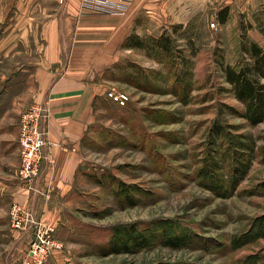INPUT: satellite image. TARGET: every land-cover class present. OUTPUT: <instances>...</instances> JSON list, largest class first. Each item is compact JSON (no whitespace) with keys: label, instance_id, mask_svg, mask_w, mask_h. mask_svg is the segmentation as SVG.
<instances>
[{"label":"rangeland","instance_id":"obj_1","mask_svg":"<svg viewBox=\"0 0 264 264\" xmlns=\"http://www.w3.org/2000/svg\"><path fill=\"white\" fill-rule=\"evenodd\" d=\"M219 5L186 29L157 31L168 52L147 39L148 48L127 47L107 73V84L129 100L124 106L106 95L98 100L92 158L84 166L91 185L69 225L54 232L65 240L57 239L63 247L48 261L71 248L75 264H264L262 157L229 194L216 193L197 173L214 146L213 123L264 134V121L249 125L227 108L241 111L243 104L221 66L251 60L241 43L264 44V3L240 12L232 2L224 22ZM17 234L9 221L0 224V264H22L30 237L16 240ZM16 245L24 246L20 257Z\"/></svg>","mask_w":264,"mask_h":264},{"label":"crops","instance_id":"obj_2","mask_svg":"<svg viewBox=\"0 0 264 264\" xmlns=\"http://www.w3.org/2000/svg\"><path fill=\"white\" fill-rule=\"evenodd\" d=\"M80 1L0 0L1 225H8L13 202L33 208L55 232L69 225L91 185L84 166L92 158L97 103L110 87L107 73L130 49L123 45L130 34L156 36L164 25L186 29L211 5L220 8L234 2L242 12L264 3L131 0L121 14L81 8ZM33 102L49 107L45 124L53 146L50 159L41 163L34 189L28 191L17 177L18 131L20 114ZM56 237L65 240L59 232ZM19 245L14 252L20 257L24 246ZM72 250L53 252L47 264H75Z\"/></svg>","mask_w":264,"mask_h":264},{"label":"trees","instance_id":"obj_3","mask_svg":"<svg viewBox=\"0 0 264 264\" xmlns=\"http://www.w3.org/2000/svg\"><path fill=\"white\" fill-rule=\"evenodd\" d=\"M228 10V6H225L218 11V21L226 20ZM173 27L181 28L179 25ZM147 39H151L156 46L168 52L169 47L166 44L168 40H164L163 34L148 35L143 38L130 34L123 45L148 48ZM241 45L242 50L249 54L251 60H243L234 66L223 64L221 61L225 81L231 85L230 90L235 98L243 104L241 111L230 105H227V108L231 113L239 115L246 123L254 126L264 121V44L250 41L249 44L244 42ZM178 83L189 88L187 82L178 81ZM231 127L235 130L239 129V125H231ZM210 138L213 139L214 146L211 147L209 158L198 169V176L216 193L229 194L247 175L249 166L257 155L264 160V134L255 137L247 132L233 133L222 123H213L210 128ZM257 138H261L262 142L257 143ZM225 173L228 174L224 179ZM128 191L129 189L126 188V193ZM165 242L174 244L171 239Z\"/></svg>","mask_w":264,"mask_h":264},{"label":"built area","instance_id":"obj_4","mask_svg":"<svg viewBox=\"0 0 264 264\" xmlns=\"http://www.w3.org/2000/svg\"><path fill=\"white\" fill-rule=\"evenodd\" d=\"M63 3L65 0H58ZM131 0H81V8L105 12L124 13ZM213 21L212 25H216ZM118 106H124L129 95L109 87L105 93ZM50 115L46 103L33 102L20 115L18 131L19 164L17 177L26 190L34 189L33 182L40 173L41 163L50 159L53 143L49 138L46 121ZM9 223L16 233L27 235L30 241L22 253V264H46L54 249H61L63 244L54 236L55 229L45 224L30 206L13 202L9 209Z\"/></svg>","mask_w":264,"mask_h":264}]
</instances>
